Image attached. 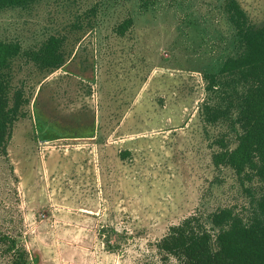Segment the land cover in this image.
I'll use <instances>...</instances> for the list:
<instances>
[{
  "label": "rangeland",
  "instance_id": "rangeland-1",
  "mask_svg": "<svg viewBox=\"0 0 264 264\" xmlns=\"http://www.w3.org/2000/svg\"><path fill=\"white\" fill-rule=\"evenodd\" d=\"M231 1L0 6V41L20 48L9 100L24 101L0 153V233L28 264H174L157 249L171 226L194 214L208 225L222 209L253 217L264 182L213 164L240 134L233 108L244 88L219 75L243 50L237 22L264 28V0H234L236 23ZM51 37L57 70L32 60ZM227 105L206 121V106ZM12 257L0 249V264Z\"/></svg>",
  "mask_w": 264,
  "mask_h": 264
},
{
  "label": "trees",
  "instance_id": "trees-1",
  "mask_svg": "<svg viewBox=\"0 0 264 264\" xmlns=\"http://www.w3.org/2000/svg\"><path fill=\"white\" fill-rule=\"evenodd\" d=\"M33 1L0 0V6L23 7ZM229 10L236 23L234 19L242 13L234 0L229 2ZM130 23L127 20L120 26L119 35L124 34ZM241 24L237 22L243 50L237 57L228 58L219 71V75L235 79L238 86L244 88L233 108L240 134L234 149L222 143V152L214 155L213 164L229 166L238 174L251 169L264 182V28ZM60 47V40L51 37L32 54V60L44 69L57 70L64 63ZM19 52L18 45L0 41V153L4 155L12 127L23 116L21 94H14L12 103L9 100L10 81L6 73ZM216 79L215 74L205 75L211 87ZM228 106L215 109L206 106V121H215L222 115L221 109L228 110ZM254 211L253 217L244 221L229 209L218 210L207 216L210 227L203 223L200 215H191L169 228L158 243V252L164 261L173 260L174 264H264V196L256 203ZM3 247L12 252V264H28L26 251L18 248L15 240L0 233V249Z\"/></svg>",
  "mask_w": 264,
  "mask_h": 264
}]
</instances>
